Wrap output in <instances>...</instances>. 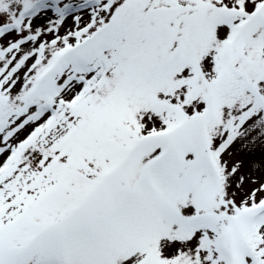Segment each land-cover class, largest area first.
Returning <instances> with one entry per match:
<instances>
[{"label":"snow or ice","instance_id":"6c2138e0","mask_svg":"<svg viewBox=\"0 0 264 264\" xmlns=\"http://www.w3.org/2000/svg\"><path fill=\"white\" fill-rule=\"evenodd\" d=\"M0 264H264V0H0Z\"/></svg>","mask_w":264,"mask_h":264}]
</instances>
